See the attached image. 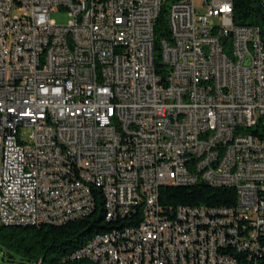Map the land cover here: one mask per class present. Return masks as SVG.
<instances>
[{
    "label": "built area",
    "instance_id": "1",
    "mask_svg": "<svg viewBox=\"0 0 264 264\" xmlns=\"http://www.w3.org/2000/svg\"><path fill=\"white\" fill-rule=\"evenodd\" d=\"M198 182L237 199L162 204ZM100 195L121 222L71 257L264 264V23L234 0H0V223L64 224Z\"/></svg>",
    "mask_w": 264,
    "mask_h": 264
},
{
    "label": "trees",
    "instance_id": "2",
    "mask_svg": "<svg viewBox=\"0 0 264 264\" xmlns=\"http://www.w3.org/2000/svg\"><path fill=\"white\" fill-rule=\"evenodd\" d=\"M168 3L164 2L155 25L156 60L159 41L170 37L167 21ZM236 24L264 23L261 0H234ZM160 199L167 207L182 205H231L237 195L231 187L212 186L205 182L195 185H165ZM121 221L108 220L103 197L96 201L95 210L88 216L64 224L39 223L28 225H3L0 223V251L2 264H20L25 261L37 264H99L87 256L71 257L90 238L116 227ZM125 218V223H129ZM41 262V263H40Z\"/></svg>",
    "mask_w": 264,
    "mask_h": 264
},
{
    "label": "rangeland",
    "instance_id": "3",
    "mask_svg": "<svg viewBox=\"0 0 264 264\" xmlns=\"http://www.w3.org/2000/svg\"><path fill=\"white\" fill-rule=\"evenodd\" d=\"M52 18L54 20H56L58 23H68L71 19V16L69 15V13L66 10H58V11H54L52 12ZM30 130L27 128L25 129V134L26 136L29 134ZM20 264H37V263H30V262H23Z\"/></svg>",
    "mask_w": 264,
    "mask_h": 264
},
{
    "label": "bare ground",
    "instance_id": "4",
    "mask_svg": "<svg viewBox=\"0 0 264 264\" xmlns=\"http://www.w3.org/2000/svg\"><path fill=\"white\" fill-rule=\"evenodd\" d=\"M49 222L53 224L62 223V216H52L49 218ZM84 246V245H83ZM82 246V247H83ZM84 255H76V257H83Z\"/></svg>",
    "mask_w": 264,
    "mask_h": 264
}]
</instances>
